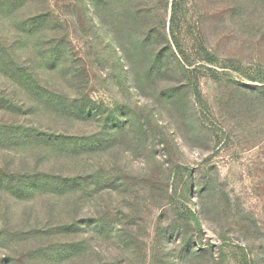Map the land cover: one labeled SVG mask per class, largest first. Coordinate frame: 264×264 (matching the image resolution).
Segmentation results:
<instances>
[{
	"label": "rangeland",
	"instance_id": "rangeland-1",
	"mask_svg": "<svg viewBox=\"0 0 264 264\" xmlns=\"http://www.w3.org/2000/svg\"><path fill=\"white\" fill-rule=\"evenodd\" d=\"M0 264H264V0H0Z\"/></svg>",
	"mask_w": 264,
	"mask_h": 264
}]
</instances>
